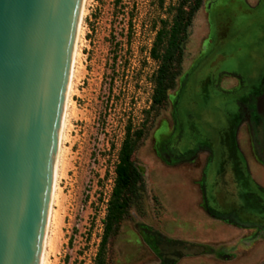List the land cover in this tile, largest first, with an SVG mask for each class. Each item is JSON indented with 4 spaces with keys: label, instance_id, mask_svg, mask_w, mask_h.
Returning <instances> with one entry per match:
<instances>
[{
    "label": "rangeland",
    "instance_id": "374dc122",
    "mask_svg": "<svg viewBox=\"0 0 264 264\" xmlns=\"http://www.w3.org/2000/svg\"><path fill=\"white\" fill-rule=\"evenodd\" d=\"M177 2L83 0L42 264H94L125 126L146 118L159 64L150 49ZM263 75L264 0H203L132 155L146 192L106 264H264V228L249 223L264 220V145L250 150L245 126L230 125ZM231 210L242 221L221 217Z\"/></svg>",
    "mask_w": 264,
    "mask_h": 264
},
{
    "label": "water",
    "instance_id": "95a60500",
    "mask_svg": "<svg viewBox=\"0 0 264 264\" xmlns=\"http://www.w3.org/2000/svg\"><path fill=\"white\" fill-rule=\"evenodd\" d=\"M82 4L0 0V264H39Z\"/></svg>",
    "mask_w": 264,
    "mask_h": 264
},
{
    "label": "trees",
    "instance_id": "16d2710c",
    "mask_svg": "<svg viewBox=\"0 0 264 264\" xmlns=\"http://www.w3.org/2000/svg\"><path fill=\"white\" fill-rule=\"evenodd\" d=\"M202 2L203 0H178L172 8L171 23L168 25L167 21L162 20V27L156 33L150 55L159 64L153 75L151 104L145 112L146 118L141 122L140 127L133 128L131 122L125 126L124 138L114 167V185L107 202L102 236L94 264H106L110 239L117 234L128 209L146 192L145 181L132 155L145 134L149 115L165 103L169 89L175 84L183 60V47L188 37V29ZM189 247L193 246L189 245Z\"/></svg>",
    "mask_w": 264,
    "mask_h": 264
},
{
    "label": "flooded vegetation",
    "instance_id": "af4514ba",
    "mask_svg": "<svg viewBox=\"0 0 264 264\" xmlns=\"http://www.w3.org/2000/svg\"><path fill=\"white\" fill-rule=\"evenodd\" d=\"M230 116V125L236 131L241 124L245 126L246 142L250 146V150L253 145H264V75L261 76L257 84L252 86L249 93L240 100L238 108ZM262 149L264 150V148ZM236 160L234 175L241 178L245 177L248 174V170L245 169L244 173L240 172V162L238 159ZM244 163L246 164V162ZM231 212H235L237 218L242 221L236 210H231ZM249 223L250 225L260 226L258 228H264V220L261 223Z\"/></svg>",
    "mask_w": 264,
    "mask_h": 264
},
{
    "label": "bare ground",
    "instance_id": "6f19581e",
    "mask_svg": "<svg viewBox=\"0 0 264 264\" xmlns=\"http://www.w3.org/2000/svg\"><path fill=\"white\" fill-rule=\"evenodd\" d=\"M82 10V9H81ZM81 16V15H80ZM75 54H76V49L74 48V53H73V57H75ZM71 71V69H70ZM70 76V75H69ZM68 84H69V80H68ZM67 89H68V86H67ZM66 96H67V92H66ZM66 99V97H65ZM64 111V109H63ZM62 120H63V117H62ZM62 124V123H61ZM61 131V130H60ZM60 136V135H59ZM59 149H60V145H59V141H58V147H57V153H56V161H55V170H54V179H53V186H52V192L55 191V181H56V175H57V164H58V156H59ZM52 192H51V198H52ZM50 204H51V200H50ZM50 209V207H49ZM51 217V210H49V213H48V218H47V224L49 223V219ZM47 224H46V227H47ZM45 232H46V229H45ZM45 243H46V239H45V234H44V238H43V243H42V248H41V254H40V259H39V264H42V261H43V252H44V249H45Z\"/></svg>",
    "mask_w": 264,
    "mask_h": 264
}]
</instances>
